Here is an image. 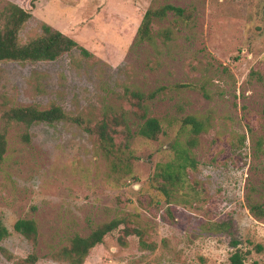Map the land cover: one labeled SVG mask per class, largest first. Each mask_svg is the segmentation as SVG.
Masks as SVG:
<instances>
[{"label":"rangeland","instance_id":"obj_1","mask_svg":"<svg viewBox=\"0 0 264 264\" xmlns=\"http://www.w3.org/2000/svg\"><path fill=\"white\" fill-rule=\"evenodd\" d=\"M7 3L32 14L21 43L45 23L91 56L75 49L52 62H0V107L56 103L69 114L98 116L123 104L126 90L165 89L149 103L162 128L157 140L138 136L139 121L127 114L135 157L127 178L112 174L94 139L74 124L11 125L0 163V220L9 236L0 249L14 258L34 253L36 264H66L52 253L120 218L154 248L124 237L122 225L83 264H229L230 237L208 225L232 219L246 264H264V217L250 211L264 207V0H0V11ZM165 5L184 16L155 19L152 40L138 42L145 12ZM187 116L208 128L192 151L197 166L187 186L166 199L148 179L173 158L175 139H186ZM22 218L36 222L35 244L14 231ZM0 264H12L1 251Z\"/></svg>","mask_w":264,"mask_h":264},{"label":"trees","instance_id":"obj_2","mask_svg":"<svg viewBox=\"0 0 264 264\" xmlns=\"http://www.w3.org/2000/svg\"><path fill=\"white\" fill-rule=\"evenodd\" d=\"M169 12L177 17L184 16V10L172 5H165L158 9H148L138 27L137 41L148 42L152 40L151 26L155 19L163 20ZM32 14L13 3H7L0 11V62L36 63L52 62L63 54H68L78 49L86 56H91L85 49L66 34L48 26L40 24V32L25 43H21L19 33L31 20ZM162 37L167 40L171 33L167 30L162 32ZM164 87L154 91L143 92L140 90H126L123 96V104L118 106L109 105L98 116L83 114H69L61 106L51 103L46 108L37 105L9 106L5 102L0 107V163L7 150V134L13 124L23 125L29 128L34 124L69 123L74 124L83 132L94 139L96 146L102 155L108 159L112 174L127 178L131 176L135 157L130 149V141L134 136L127 114H131L139 121L136 134L145 140L155 141L162 133L158 119L149 116V103L153 101ZM127 108H126V107ZM208 124L195 116H187L182 119V136L175 139L171 150L173 158L165 163H157L153 174L148 182L152 188L160 192L166 199L187 186V174L194 171L197 166L193 149L197 146L199 134L207 131ZM23 142H29V134L21 135ZM251 213L257 217H264V207L258 203L250 206ZM124 225L122 233L124 237L136 236L143 248L152 250L154 247L144 242L143 233L138 228L126 225L125 219L115 218L95 227L90 234L81 236L75 234L69 239L68 244L52 253V258L65 261L66 264H83L84 259L96 246L103 243L104 238ZM213 234H222L230 237V246L234 249L229 257V264H246L247 252H243L238 246L237 227L232 219L213 222L209 225ZM13 229L21 234L26 240L35 244L39 236L36 222L33 219H18ZM9 236L8 229L0 220V242ZM121 244H124L120 240ZM260 248V247H258ZM1 253L12 264H36L38 258L32 253L25 258H14L6 250L0 249ZM251 264H257L252 262Z\"/></svg>","mask_w":264,"mask_h":264}]
</instances>
